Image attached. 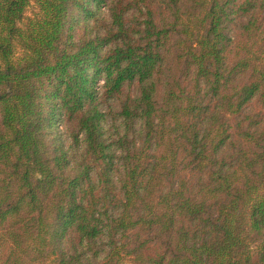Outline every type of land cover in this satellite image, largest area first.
Segmentation results:
<instances>
[{
	"label": "trees",
	"instance_id": "obj_1",
	"mask_svg": "<svg viewBox=\"0 0 264 264\" xmlns=\"http://www.w3.org/2000/svg\"><path fill=\"white\" fill-rule=\"evenodd\" d=\"M0 0V264H264V0Z\"/></svg>",
	"mask_w": 264,
	"mask_h": 264
},
{
	"label": "rangeland",
	"instance_id": "obj_2",
	"mask_svg": "<svg viewBox=\"0 0 264 264\" xmlns=\"http://www.w3.org/2000/svg\"><path fill=\"white\" fill-rule=\"evenodd\" d=\"M38 11L35 0L32 1L30 7L27 10L26 17H33V15Z\"/></svg>",
	"mask_w": 264,
	"mask_h": 264
}]
</instances>
